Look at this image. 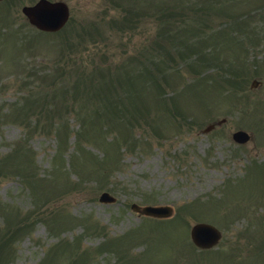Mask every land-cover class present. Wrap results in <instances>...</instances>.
<instances>
[{
	"label": "rangeland",
	"instance_id": "374dc122",
	"mask_svg": "<svg viewBox=\"0 0 264 264\" xmlns=\"http://www.w3.org/2000/svg\"><path fill=\"white\" fill-rule=\"evenodd\" d=\"M35 1H0V264H264V0Z\"/></svg>",
	"mask_w": 264,
	"mask_h": 264
},
{
	"label": "water",
	"instance_id": "95a60500",
	"mask_svg": "<svg viewBox=\"0 0 264 264\" xmlns=\"http://www.w3.org/2000/svg\"><path fill=\"white\" fill-rule=\"evenodd\" d=\"M28 22L36 28L43 31L59 30L68 20L69 9L63 1L38 0L33 5H25L21 8ZM209 127L206 129L208 130ZM238 141H245L246 134L243 131H237L233 135ZM99 200L102 202H113L114 197L103 192ZM131 208L138 213L151 216H169L170 209L166 207L138 206L132 204ZM190 236L192 241L199 247L208 248L216 244L220 238L219 231L207 223H196L191 227Z\"/></svg>",
	"mask_w": 264,
	"mask_h": 264
},
{
	"label": "flooded vegetation",
	"instance_id": "af4514ba",
	"mask_svg": "<svg viewBox=\"0 0 264 264\" xmlns=\"http://www.w3.org/2000/svg\"><path fill=\"white\" fill-rule=\"evenodd\" d=\"M249 86L250 88H261L262 87L263 92H264V81L261 80L260 78H253Z\"/></svg>",
	"mask_w": 264,
	"mask_h": 264
}]
</instances>
